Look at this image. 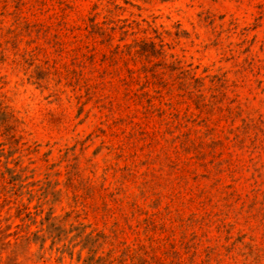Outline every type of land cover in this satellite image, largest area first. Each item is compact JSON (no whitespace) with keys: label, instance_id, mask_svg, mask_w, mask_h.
Here are the masks:
<instances>
[{"label":"rangeland","instance_id":"obj_1","mask_svg":"<svg viewBox=\"0 0 264 264\" xmlns=\"http://www.w3.org/2000/svg\"><path fill=\"white\" fill-rule=\"evenodd\" d=\"M0 264H264V0H0Z\"/></svg>","mask_w":264,"mask_h":264},{"label":"trees","instance_id":"obj_2","mask_svg":"<svg viewBox=\"0 0 264 264\" xmlns=\"http://www.w3.org/2000/svg\"><path fill=\"white\" fill-rule=\"evenodd\" d=\"M117 50H118V48H116V50H115V52L113 53V55H114V54L116 55ZM103 58H104V60H106V59H113V56H109V58H107L106 56H103ZM133 73H134L133 71L128 70V74H129V77H130V78H132L131 75H132ZM146 80H147V78H146Z\"/></svg>","mask_w":264,"mask_h":264}]
</instances>
